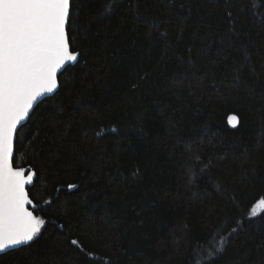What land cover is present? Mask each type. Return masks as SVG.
<instances>
[{
	"label": "trees",
	"instance_id": "16d2710c",
	"mask_svg": "<svg viewBox=\"0 0 264 264\" xmlns=\"http://www.w3.org/2000/svg\"><path fill=\"white\" fill-rule=\"evenodd\" d=\"M72 10L79 59L15 142L45 224L0 264H193L210 237V264H264V0Z\"/></svg>",
	"mask_w": 264,
	"mask_h": 264
},
{
	"label": "snow or ice",
	"instance_id": "6c2138e0",
	"mask_svg": "<svg viewBox=\"0 0 264 264\" xmlns=\"http://www.w3.org/2000/svg\"><path fill=\"white\" fill-rule=\"evenodd\" d=\"M72 5L73 0H0V253L28 245L45 224L27 207L33 201L25 186L34 173L13 166L14 141L39 98L59 87L58 73L78 59L69 35ZM111 10L109 2L105 11ZM228 123L235 128L240 118L232 114ZM71 243L80 247L77 240ZM224 243L210 237L207 259L194 258L193 264H210Z\"/></svg>",
	"mask_w": 264,
	"mask_h": 264
},
{
	"label": "water",
	"instance_id": "95a60500",
	"mask_svg": "<svg viewBox=\"0 0 264 264\" xmlns=\"http://www.w3.org/2000/svg\"><path fill=\"white\" fill-rule=\"evenodd\" d=\"M75 52H78V51H75ZM79 53V52H78ZM79 55H80V53H79ZM78 59H79V56H78ZM78 59H77V61H78ZM76 61V62H77ZM76 62H73V63H71L70 65H73V64H75ZM68 65H66L65 66V68L67 67ZM64 68V69H65ZM64 69H62L61 70V72L64 70ZM61 72L60 73H58V84L60 85V82H59V75L61 74ZM59 89V87L56 89V91ZM56 91L54 92V93H51V94H45V96H43V97H41V98H39V100H38V102L34 105V107H33V110H34V108L36 107V105L40 102V101H42L44 98H46V97H49V96H52L53 94H55L56 93ZM31 113L32 112H30V115H31ZM232 115V114H231ZM236 115V114H235ZM25 123V122H24ZM19 130V129H18ZM15 142H16V140L14 141V153H15ZM13 166L14 167H16L15 165H14V162H13ZM20 168H24L25 169V174L26 175H29V174H33L34 173V178H33V181H32V183L31 184H29V185H26L25 187H26V190L28 191V188L29 187H31L32 185H33V183H34V180H35V177H36V173H35V171L31 168V166H25V167H20ZM28 193H29V191H28ZM29 198L31 199V197H30V195H29ZM32 200V199H31ZM33 205V203L31 204V205H28L27 207L29 208V210H31V206ZM32 211V210H31ZM9 250H11V249H8V250H5V252H7V251H9ZM5 252H3V253H5ZM3 253H0V254H3Z\"/></svg>",
	"mask_w": 264,
	"mask_h": 264
},
{
	"label": "rangeland",
	"instance_id": "374dc122",
	"mask_svg": "<svg viewBox=\"0 0 264 264\" xmlns=\"http://www.w3.org/2000/svg\"><path fill=\"white\" fill-rule=\"evenodd\" d=\"M260 201H261V200H260ZM260 201H259V202H260ZM259 202H257V204H256V205L254 206V208L252 209V212H251L252 215H254V214L260 212V211L264 208V206H261V205L259 204Z\"/></svg>",
	"mask_w": 264,
	"mask_h": 264
}]
</instances>
